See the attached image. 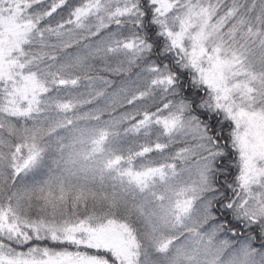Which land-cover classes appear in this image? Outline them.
Returning <instances> with one entry per match:
<instances>
[{"label": "snow or ice", "instance_id": "obj_1", "mask_svg": "<svg viewBox=\"0 0 264 264\" xmlns=\"http://www.w3.org/2000/svg\"><path fill=\"white\" fill-rule=\"evenodd\" d=\"M0 264H264V0H0Z\"/></svg>", "mask_w": 264, "mask_h": 264}, {"label": "trees", "instance_id": "obj_2", "mask_svg": "<svg viewBox=\"0 0 264 264\" xmlns=\"http://www.w3.org/2000/svg\"><path fill=\"white\" fill-rule=\"evenodd\" d=\"M69 51H72V49H69ZM90 107V106H89Z\"/></svg>", "mask_w": 264, "mask_h": 264}]
</instances>
